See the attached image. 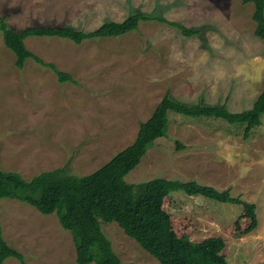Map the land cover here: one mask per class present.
<instances>
[{
	"label": "rangeland",
	"instance_id": "1",
	"mask_svg": "<svg viewBox=\"0 0 264 264\" xmlns=\"http://www.w3.org/2000/svg\"><path fill=\"white\" fill-rule=\"evenodd\" d=\"M254 11L243 0H0V16L18 30L72 25L90 31L135 12L205 27L202 35L187 37L165 22L141 21L128 34L81 44L60 37L26 39L30 50L71 73L76 83L60 82L33 59L18 68L0 29V169L26 179L59 167L90 174L135 141L141 122L167 92L187 104L251 108L264 89V40L255 34ZM244 127L169 111L167 133L126 179L195 180L254 203L255 228L244 205L183 190L173 191L164 208L177 237L199 242L221 236L231 264H264V114L251 138L244 139ZM0 220L25 264H77L72 235L56 213L2 198ZM101 225L123 262L160 264L118 223ZM4 264L22 262L10 257Z\"/></svg>",
	"mask_w": 264,
	"mask_h": 264
},
{
	"label": "trees",
	"instance_id": "2",
	"mask_svg": "<svg viewBox=\"0 0 264 264\" xmlns=\"http://www.w3.org/2000/svg\"><path fill=\"white\" fill-rule=\"evenodd\" d=\"M254 4L255 34L264 40V0H243ZM141 21L165 22L184 36L202 35L205 27H188L152 13L135 12L122 21L107 20L94 30L86 31L72 25H31L18 30L0 16V29L5 45L16 56V66L23 68L29 59L51 68L60 82L76 83L73 75L53 62H47L27 47L26 39L60 37L81 44L85 40L119 37L138 30ZM169 111L188 117L221 118L232 124H245L243 137L248 139L261 125L264 114V89L251 108L231 111L227 104H187L167 92L152 115L141 122L135 141L115 154L108 162L87 175H75L59 167L42 171L26 179L18 171L0 169V199L26 202L43 214L56 213L60 224L70 231L76 248L77 264H130L122 261L112 241L102 228V221L116 222L131 238L154 256L160 264H231L223 253L226 242L221 236L192 241L177 237L172 229L171 214L164 208L173 191L242 204L251 219V228L258 225L256 205L233 197L230 189L223 191L195 180L181 181L162 177L132 183L126 176L147 154L151 144L167 133ZM15 257L25 264L24 255L5 238L0 220V264Z\"/></svg>",
	"mask_w": 264,
	"mask_h": 264
},
{
	"label": "crops",
	"instance_id": "3",
	"mask_svg": "<svg viewBox=\"0 0 264 264\" xmlns=\"http://www.w3.org/2000/svg\"><path fill=\"white\" fill-rule=\"evenodd\" d=\"M253 133H254V131L252 132V134H253ZM252 136H253V135H252ZM252 136H250L249 138H251ZM261 138H262L263 141H264V135H262ZM252 139H255V138H252ZM260 144H261V143H260ZM263 144H264V143H263ZM254 150H256V148H255ZM239 157H240V156H239ZM253 157H254V156H253ZM240 162H242V161H239V160L237 161V160H236V161H234V164H238V163H240ZM262 165L264 166L263 163H262ZM242 170H243V167H242ZM246 170H247L246 173L250 175V173L252 172L251 169H249V167H248ZM239 178H240V175H239ZM247 193H248V194H251V196L253 197V195H252V193L250 192L249 189H248ZM38 211H39V210H38ZM5 238H6V237H5Z\"/></svg>",
	"mask_w": 264,
	"mask_h": 264
}]
</instances>
